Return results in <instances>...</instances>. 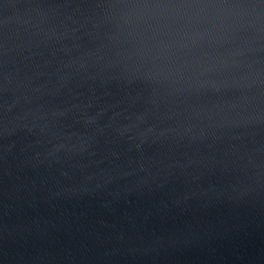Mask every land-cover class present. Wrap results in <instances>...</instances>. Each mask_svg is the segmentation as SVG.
Returning <instances> with one entry per match:
<instances>
[{
    "label": "water",
    "instance_id": "obj_1",
    "mask_svg": "<svg viewBox=\"0 0 264 264\" xmlns=\"http://www.w3.org/2000/svg\"><path fill=\"white\" fill-rule=\"evenodd\" d=\"M0 264H264V0H0Z\"/></svg>",
    "mask_w": 264,
    "mask_h": 264
}]
</instances>
